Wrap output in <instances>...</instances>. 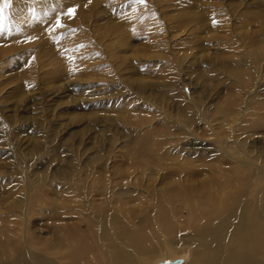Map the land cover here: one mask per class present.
Wrapping results in <instances>:
<instances>
[{
	"label": "rangeland",
	"instance_id": "374dc122",
	"mask_svg": "<svg viewBox=\"0 0 264 264\" xmlns=\"http://www.w3.org/2000/svg\"><path fill=\"white\" fill-rule=\"evenodd\" d=\"M79 5L0 40V264H40L66 228L99 264L186 263L221 140L264 147V0Z\"/></svg>",
	"mask_w": 264,
	"mask_h": 264
},
{
	"label": "bare ground",
	"instance_id": "6f19581e",
	"mask_svg": "<svg viewBox=\"0 0 264 264\" xmlns=\"http://www.w3.org/2000/svg\"><path fill=\"white\" fill-rule=\"evenodd\" d=\"M79 8V0H11L0 17V40L6 38V30L17 25L23 27L17 30L23 35L30 32L24 26L42 24L45 20L52 26L74 23L79 20ZM31 34L41 38L42 32L34 29ZM239 75L235 72L244 86L245 77ZM231 107L228 103L222 112L230 116ZM220 147L225 164L223 181H211L209 189L214 192L200 200L189 198L191 202L187 203L190 214L198 219L196 227L203 229L201 246L183 264H264V147L238 136L221 140ZM75 182V188L79 189L80 183ZM66 230L61 239L47 243V251L38 256L40 264H99L94 254L97 248ZM111 263L140 264L126 254Z\"/></svg>",
	"mask_w": 264,
	"mask_h": 264
},
{
	"label": "snow or ice",
	"instance_id": "6c2138e0",
	"mask_svg": "<svg viewBox=\"0 0 264 264\" xmlns=\"http://www.w3.org/2000/svg\"><path fill=\"white\" fill-rule=\"evenodd\" d=\"M10 3H11V0H0V17H2L4 8L9 7ZM69 11L71 12L72 10H69Z\"/></svg>",
	"mask_w": 264,
	"mask_h": 264
},
{
	"label": "water",
	"instance_id": "95a60500",
	"mask_svg": "<svg viewBox=\"0 0 264 264\" xmlns=\"http://www.w3.org/2000/svg\"><path fill=\"white\" fill-rule=\"evenodd\" d=\"M181 258H178V259H175V260H173V261H170V262H163V261H160V262H158L157 264H178V263H180L181 262Z\"/></svg>",
	"mask_w": 264,
	"mask_h": 264
}]
</instances>
